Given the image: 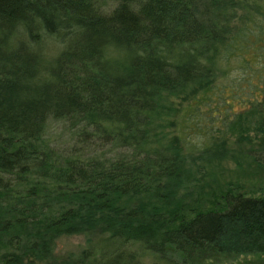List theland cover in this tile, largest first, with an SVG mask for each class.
<instances>
[{
	"label": "trees",
	"instance_id": "16d2710c",
	"mask_svg": "<svg viewBox=\"0 0 264 264\" xmlns=\"http://www.w3.org/2000/svg\"><path fill=\"white\" fill-rule=\"evenodd\" d=\"M232 142L264 167V0H0V264H264V195L204 188Z\"/></svg>",
	"mask_w": 264,
	"mask_h": 264
},
{
	"label": "rangeland",
	"instance_id": "374dc122",
	"mask_svg": "<svg viewBox=\"0 0 264 264\" xmlns=\"http://www.w3.org/2000/svg\"><path fill=\"white\" fill-rule=\"evenodd\" d=\"M246 75L247 74L243 71L233 70L229 79L242 76L241 83L247 78ZM252 76L254 77V74ZM252 83L253 84L248 85L244 83L245 85L241 86L240 84L235 85L230 80H227L225 83L226 90L224 88L223 90L227 91V95H232V97H234V99L227 98L229 102L233 103V105L229 107L225 101L223 102L221 99H216L214 103L202 106L199 118L204 130L202 133H194L191 131L187 140L198 143L200 144L199 146H201L203 143H207L212 135L215 136L217 134V129L223 127V116L229 115V112L232 110L238 112V110L242 108L239 102L240 100L238 99H248V97L253 96L252 93L255 90L256 85L259 84V77L253 78ZM210 113L216 115L214 120L207 117ZM245 148L246 149L241 147L239 149L238 146L232 142L230 149L232 151L235 149L234 153L229 154L228 157L219 158L209 162L207 169L211 173V177L204 182V188L206 191L217 186L222 189H227L233 185V189L236 193L257 196L264 195V167L257 164L253 158V154L250 156L248 150H251L252 146ZM56 244L54 255L57 262L67 259L71 257V255H78V253H80L86 246L85 237L82 234L61 236L56 241ZM245 258L246 257H239L238 260H244ZM235 260L237 259H234V261ZM230 262H232V259Z\"/></svg>",
	"mask_w": 264,
	"mask_h": 264
}]
</instances>
